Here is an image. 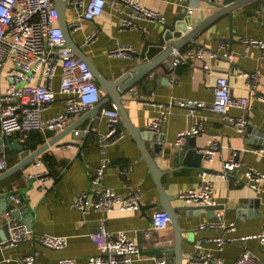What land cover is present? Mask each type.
Wrapping results in <instances>:
<instances>
[{"label": "crops", "instance_id": "1", "mask_svg": "<svg viewBox=\"0 0 264 264\" xmlns=\"http://www.w3.org/2000/svg\"><path fill=\"white\" fill-rule=\"evenodd\" d=\"M231 1L234 0H188V28L194 27L215 11V2L224 5ZM139 2L161 11L167 17V22L185 8V0ZM160 29L161 24L149 20L141 21L137 27L124 26L119 22L117 13L107 6L95 19L82 20L81 27L71 35L106 76L115 78L126 69L127 63L140 61V58L134 57L135 52L140 51L145 38L156 39ZM93 30L97 31L96 39L84 44L85 36ZM231 31L234 33L233 40H225L224 37H228ZM249 36L264 38V0L248 1L218 17L195 36L194 40L187 41L180 47L185 49L202 45L207 50L217 51V55L210 56L206 53L202 59L191 60L172 68L169 63L170 54L155 70L154 76L147 74L122 92V102L134 125L149 128L155 119L162 113L165 114L160 129L156 130L165 135V146H176L177 133L188 131L195 125L199 131L191 134H197L196 142L200 151L206 147L211 137L217 138L219 146L213 158L209 161L202 160L205 170L222 171L223 163L234 153L242 163L240 167L229 171L226 178L213 176V194L218 205L214 209V215H208L207 211L189 215L188 210H179V224L185 229L181 248L186 257L182 264H201L198 260L190 263L186 261L188 255L200 253L220 257L225 264H236L245 250L252 252L264 264V244L259 238L228 239L254 235L264 228V182L258 185V189L244 183L245 166L264 171V101L254 97L252 107L248 110L238 107L229 109V115L242 114L246 117L247 122L242 129L230 123L224 115L206 108L195 107L194 112L190 113L186 108L172 103L178 99L195 98L210 105L213 100V87L219 75L228 77L232 94L247 95L250 88L241 71L257 70L259 80L256 92L264 94V50L247 44L243 38ZM116 40L132 45L135 49L132 56L120 58L108 55V48ZM203 62L208 64L209 69L203 67ZM172 74L174 81L171 80ZM59 79L60 75L57 74L56 88ZM106 95L105 93L104 96ZM64 100L65 95L56 92V99L47 113L63 112ZM112 105L113 102L109 100L107 106ZM91 120L92 118L83 119L76 130L64 135L16 172L0 179V197H7V211H13L19 205H27L29 213H33L31 238L12 245L0 241V264H26L22 258L27 255L34 256V264H58V259L64 256L75 257L78 264H86L87 258L97 252L89 232L97 228L103 217H106V225L110 230H125L131 239L140 244V262L145 263L152 257H158L152 253L154 249L165 250L173 245L174 231L171 223L163 229H151L153 210L162 208L159 205L160 195L135 139L122 127L120 131L124 134L106 144L105 151H101L99 139L108 130V122L97 113L92 127L89 128ZM59 131H46L43 134L48 133V136H45L44 141ZM15 137L20 138V134L16 133L9 138ZM68 141L78 142L79 145L64 143ZM21 142L24 144L25 141ZM146 144L157 165L168 170L162 175V183L165 191L174 197L172 205H188L179 195L182 191L198 185L201 170L183 167L164 152L157 156L151 141H146ZM4 150H8L7 168L20 160L18 151L8 148ZM45 153L53 158L54 163L51 166L43 160ZM104 157L109 159L103 173L104 185L121 194H128L138 188L143 205L154 202L158 205L139 211L116 209L106 214L94 209L82 212L75 208L73 199L78 193L86 191L88 197H91V179ZM11 194L16 198H11ZM7 211L0 213V226L8 220L5 214ZM219 214L227 223L233 222L235 228L223 229L205 225L208 221L217 222ZM10 216V219L23 223L22 218L12 217L11 212ZM45 234L63 236L67 242L62 248L47 246L38 241ZM214 237L226 240L220 245ZM197 243L201 246L197 247ZM164 255L172 257L173 252L165 251Z\"/></svg>", "mask_w": 264, "mask_h": 264}, {"label": "built area", "instance_id": "2", "mask_svg": "<svg viewBox=\"0 0 264 264\" xmlns=\"http://www.w3.org/2000/svg\"><path fill=\"white\" fill-rule=\"evenodd\" d=\"M65 14L70 33L81 27L82 20H93L105 9L110 7L117 15L119 22L128 27H137L143 20L154 21L159 24L167 22V17L161 11L150 8L139 0H63ZM188 0L185 7L188 9ZM212 2L213 0H204ZM189 11V10H188ZM97 37L93 30L85 36L83 43L89 44ZM249 44L264 50V38L244 37ZM130 44L119 43L117 40L107 50L108 55L128 58L135 52ZM209 53L217 55V51L207 50L202 45L185 49L174 47L171 51L170 67L174 68L202 59ZM203 67L209 69L206 62ZM60 75L58 88L55 77ZM248 81L247 95H234L231 92L228 77H216L213 87V100L206 105L200 99L184 98L172 101L190 113L195 107H203L210 111L224 115L228 121L238 129L245 127L247 119L244 115H229L231 107L248 110L252 107L253 98L264 101V94L256 92L259 73L241 71ZM174 81V74L171 75ZM56 92L65 95L64 111L47 113L48 108L56 99ZM105 92L99 86L94 73L88 63L75 54L67 45L66 38L59 22V13L55 0H0V137H11L20 134V140L25 141L28 132L38 130L45 133L49 130H61L78 115V112L95 106L102 100ZM99 117L108 122V130L99 139L100 150L105 151L106 144L122 136L123 131L117 130L115 123L120 119V112L115 104L103 106L98 112ZM165 114L150 124L151 130H159ZM199 128L193 126L188 131H179L175 145L180 146L187 133H197ZM219 146L218 140L211 137L202 150L203 159L213 158ZM263 151V149H259ZM109 159L104 157L96 173L91 179V197L86 191H81L73 199V206L82 212L90 209L102 211L104 214L113 210H140L141 193L138 188L128 194H121L104 185V168ZM242 163L235 157V153L223 163L222 171L199 172V183L180 193V198L188 205L205 206L216 205L214 197L213 176L227 177L229 171L240 167ZM7 169V154L0 152V172ZM244 183L258 189L264 182V171L251 166H245ZM15 199V195L11 194ZM10 210L5 212L10 225V237L4 242L15 244L32 237L30 229L17 220L10 219ZM171 223V217L163 208L154 209L151 215V229H163ZM210 226L223 229L235 228L234 223H227L222 215L218 221H208ZM90 239L95 243L97 252L87 258L86 264H167L164 257H152L145 263L142 259L139 244L131 239L125 230H110L103 217L97 228L89 232ZM259 238L264 244V228L257 234L228 239ZM220 245L226 240L222 237L213 238ZM39 240L50 247L62 248L67 240L63 236L45 234ZM197 247L201 244L197 243ZM26 264H34L33 255L22 258ZM199 261L201 264H225L223 259L209 253L188 255L186 261ZM136 261L140 262L137 263ZM58 264H78L75 257L64 256L58 259ZM236 264H263L252 252L245 250L237 259Z\"/></svg>", "mask_w": 264, "mask_h": 264}, {"label": "water", "instance_id": "3", "mask_svg": "<svg viewBox=\"0 0 264 264\" xmlns=\"http://www.w3.org/2000/svg\"><path fill=\"white\" fill-rule=\"evenodd\" d=\"M248 1L251 0H234L224 5L215 2L217 9H215V11L210 13L204 20H202L192 28H188L187 21L189 19V12L185 7L183 11L177 13L170 22L161 24V29L156 39H144L140 51L135 52L134 54V57L140 58L139 62L127 63L126 69L120 75L115 78H109L101 71L94 60L89 57L74 41L66 20L67 17L65 14V3L63 0H55L59 13V22L63 29L67 45L72 49V51L75 52L77 56L88 63L94 73L99 86L107 95L104 96L102 100L95 106L79 111L78 114L80 115L78 116V118L61 129L56 135L44 141L33 151L25 148L19 137H15L13 139L9 137H0V152L4 150V148H8L10 150L18 151L20 157V160L15 164L0 172V179L16 172L29 161L35 159L38 155H40L43 151L53 145L64 135L76 130L83 119L92 118L89 124V128H91L93 125V119L95 118L100 108L106 106L109 100H111L113 104L117 106L120 112V119L115 123L116 129L120 130V128L122 127L126 128L135 139L137 146L141 151L142 159L146 161L148 171L153 175L155 179V183L160 195L159 205H161L163 209L167 210L171 217V225L174 231L173 245L166 247L165 250L154 249L152 253H154L158 257H164L167 264H182L183 259L186 257L184 256L181 248L182 241L185 239V236L183 235L185 229L179 224V210H188L187 214L189 215L192 213L198 214L199 212L207 211L208 215L212 216L214 215V209H216L218 205H186L183 207H174L171 203L174 197L173 195H170L165 191L164 185L162 183V175L167 173L168 170H163L157 165L154 156L149 152V149L147 148L146 141H151L152 148L157 156L161 155L164 152L175 163H180L183 167L204 170L205 167L201 164L203 160V152L198 149L196 142L197 134H185L184 142L178 147L173 145L165 146V135L163 133L151 130L150 127H138L131 122L128 111L122 102V92L128 90L138 80L146 77L147 74L154 76L156 74L155 70L165 59H167V57H169L174 47L180 48L187 41L194 40L195 36H197L218 17L235 10ZM233 34V31H231L230 35L228 37H224V39L229 41L233 40ZM64 143L79 145L78 142L71 141ZM45 164L47 165L46 162ZM157 205L158 203L156 202L149 205H143L141 203L140 209L144 210L146 208L156 207ZM7 208V197L5 195H2L0 197V213H4V211H7ZM29 211L30 209L27 205H19V207L11 211V215L12 217H15L17 219L22 218L23 223L25 224L27 229L32 230L33 227L31 223V216L33 213H29ZM9 237L10 225L8 221H5L0 226V241H5ZM38 241L41 242L39 239ZM165 251L173 252V256L171 257L168 255H164Z\"/></svg>", "mask_w": 264, "mask_h": 264}, {"label": "trees", "instance_id": "4", "mask_svg": "<svg viewBox=\"0 0 264 264\" xmlns=\"http://www.w3.org/2000/svg\"><path fill=\"white\" fill-rule=\"evenodd\" d=\"M45 136H48V133L44 135L42 132L38 130H31L26 137V140L24 142V147L28 149H35L38 146V144L42 143L45 140ZM5 152L7 154L8 150ZM43 160L46 161L49 166H51L54 163L53 158L50 154H46V153L43 154Z\"/></svg>", "mask_w": 264, "mask_h": 264}]
</instances>
